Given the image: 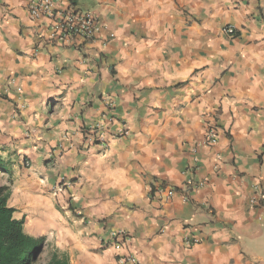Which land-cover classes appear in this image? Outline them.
I'll use <instances>...</instances> for the list:
<instances>
[{"label": "crops", "instance_id": "crops-1", "mask_svg": "<svg viewBox=\"0 0 264 264\" xmlns=\"http://www.w3.org/2000/svg\"><path fill=\"white\" fill-rule=\"evenodd\" d=\"M27 1L0 0V185L23 227L68 264H264V2L57 0L101 24L67 42Z\"/></svg>", "mask_w": 264, "mask_h": 264}, {"label": "built area", "instance_id": "built-area-1", "mask_svg": "<svg viewBox=\"0 0 264 264\" xmlns=\"http://www.w3.org/2000/svg\"><path fill=\"white\" fill-rule=\"evenodd\" d=\"M264 2V0H262ZM29 16L34 20L46 19L49 24L50 39L56 38L59 40L71 42L76 39L82 41H91L101 28L98 17L91 10H81L76 6L68 4L66 6H60L57 0H28L26 5ZM224 32L232 35L234 34V28L230 25L223 28ZM125 135V131L119 130L113 133L114 137H121ZM217 139V130L214 125L209 127L207 133L201 141L200 146H210ZM85 140L89 143H96V136L92 133H87ZM199 147V145L197 146ZM196 150V149H194ZM68 184L66 181H59L53 188L52 193L56 196L61 194ZM199 187L202 186V182L198 183ZM175 189L170 186L160 185L154 189L155 196L159 200L163 198L168 199L173 196ZM255 201V199H252ZM120 237V239L118 237ZM113 240L112 246L119 251L121 249V240L123 236L121 233H113L110 235ZM120 240V241H119ZM195 242L194 238H186V242ZM130 264H138V260L135 255H129L124 260Z\"/></svg>", "mask_w": 264, "mask_h": 264}, {"label": "trees", "instance_id": "trees-1", "mask_svg": "<svg viewBox=\"0 0 264 264\" xmlns=\"http://www.w3.org/2000/svg\"><path fill=\"white\" fill-rule=\"evenodd\" d=\"M0 172H7L0 155ZM11 180L0 185V264H32L40 252L43 237L25 232L23 219L14 217L15 209L9 205ZM46 264H68L64 256L53 253Z\"/></svg>", "mask_w": 264, "mask_h": 264}, {"label": "rangeland", "instance_id": "rangeland-1", "mask_svg": "<svg viewBox=\"0 0 264 264\" xmlns=\"http://www.w3.org/2000/svg\"><path fill=\"white\" fill-rule=\"evenodd\" d=\"M25 166H28L26 163H25ZM6 177L5 175L1 174L0 173V182L1 180ZM9 205L11 206V200L9 199ZM14 216H19L18 213H15ZM29 217V216H28ZM27 223L26 225L24 226V230L26 233L30 234L29 231H33V233H35V236L34 237H46L45 236V230L40 227L39 225H36L38 226L36 228L37 231H39L38 233L34 232L35 231V228L33 227V223L35 220H31L30 218L26 219ZM63 250L61 249V247L59 246V239H45L44 238V241L41 245V249H40V252L38 253V255L36 256V261L32 264H46V262L49 260V258L51 257V255L53 253L57 254L58 256H63Z\"/></svg>", "mask_w": 264, "mask_h": 264}]
</instances>
